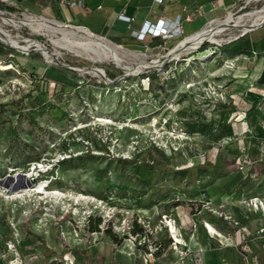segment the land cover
<instances>
[{
    "label": "rangeland",
    "instance_id": "rangeland-1",
    "mask_svg": "<svg viewBox=\"0 0 264 264\" xmlns=\"http://www.w3.org/2000/svg\"><path fill=\"white\" fill-rule=\"evenodd\" d=\"M263 5L210 4L184 35ZM41 16L96 33L106 18L56 0H0V264H75V250L92 264H259L264 98L248 103L251 75L225 56L242 32L227 29L219 44L204 41L168 58L190 34L119 42L109 37L125 32L117 24L100 37L121 47L122 64L155 63L127 74L60 49L57 33L23 23ZM2 32L27 48L12 47ZM140 162L156 175L142 180Z\"/></svg>",
    "mask_w": 264,
    "mask_h": 264
},
{
    "label": "crops",
    "instance_id": "crops-1",
    "mask_svg": "<svg viewBox=\"0 0 264 264\" xmlns=\"http://www.w3.org/2000/svg\"><path fill=\"white\" fill-rule=\"evenodd\" d=\"M237 1L239 0H162L156 4L154 0L153 2L151 0H111L108 6L104 7L101 1L83 0L82 11L84 14H89L91 10L104 11L106 18L102 22L104 27V32L102 33L93 32L88 30L85 25H82L89 32L102 37L109 36L107 35L109 29L115 28L117 24L124 25V33H115L109 37H116L119 42L126 39L137 41L130 38L129 32L131 29H138L144 20L151 21L150 18L152 17L157 19L164 16L173 18L178 14L182 16L188 14L191 20L185 21L182 24L185 32V25L192 21L193 15L198 14L201 10L209 9L210 4L216 6V8H228L233 6ZM173 4L178 5V10L171 9ZM128 18L132 19L129 21ZM236 40L239 43L235 42ZM230 42L229 48L225 51V56L235 61V64L242 68V70H238L237 72L242 75H251L246 81V85L248 86L245 87L244 91L250 98H246L249 104H258L264 98V23L237 38H233ZM252 51H255L256 54L253 55ZM227 89H231V87L228 86ZM262 260L264 261V259Z\"/></svg>",
    "mask_w": 264,
    "mask_h": 264
},
{
    "label": "bare ground",
    "instance_id": "bare-ground-1",
    "mask_svg": "<svg viewBox=\"0 0 264 264\" xmlns=\"http://www.w3.org/2000/svg\"><path fill=\"white\" fill-rule=\"evenodd\" d=\"M246 21H249V23H246ZM23 23L29 24L34 31L45 30L47 33H51V35L57 33L59 37L52 39V42L55 44L56 47L60 49H65L73 53L75 56H79L94 62L101 60L110 61L117 67L126 69L125 73L127 74L140 73L142 72L143 68H148L155 64V63L141 62L137 65L139 68L126 67L125 65L122 64V57L120 56L119 53V49L121 47L119 45L113 44L105 40L104 38L89 32L86 28L82 26L74 27L62 23L60 21L48 19L42 16L37 18H30L28 21ZM262 23H264V5L258 10L244 13L242 15L240 14L237 17H233L231 14H228L224 19L210 20L206 23V25H204L198 31L186 37L185 40L181 44H179L175 49L171 50L167 54V56L168 58H172V57H176L177 54H179L183 50H185V52L186 50L189 49L194 50L197 48V46H199V44H201L204 41L219 44L222 40L218 39L217 36H219V34H221L227 29L236 27L241 32H244L257 27ZM1 31L2 30H0V32ZM2 33L5 34L6 32H2ZM7 35L8 34H5V36L2 37L1 39L7 41L12 47L18 50H25L27 48V45H23L21 47L19 42L16 41L15 39L6 38ZM35 45L40 49V51L47 59V61L50 62L48 52L44 48H42L37 42H35ZM64 66L68 67V69L70 68L72 70L86 73L94 77L95 76L99 78L103 77L97 71L98 69L95 70L89 67H78V66H67V65ZM207 81L209 80L207 79ZM209 84L212 83L209 81ZM170 227H172L173 229L172 224Z\"/></svg>",
    "mask_w": 264,
    "mask_h": 264
},
{
    "label": "built area",
    "instance_id": "built-area-1",
    "mask_svg": "<svg viewBox=\"0 0 264 264\" xmlns=\"http://www.w3.org/2000/svg\"><path fill=\"white\" fill-rule=\"evenodd\" d=\"M61 6H65L68 8H73L76 6L83 7V0H57ZM162 0H154L156 3H160ZM129 21L132 18H128ZM190 15L182 16L178 14L176 17H160L155 22L150 20H144L141 26L138 29H131L129 32V36L136 40H141L144 37L157 38L161 41L183 37V22L190 21ZM252 86V85H251Z\"/></svg>",
    "mask_w": 264,
    "mask_h": 264
},
{
    "label": "trees",
    "instance_id": "trees-1",
    "mask_svg": "<svg viewBox=\"0 0 264 264\" xmlns=\"http://www.w3.org/2000/svg\"><path fill=\"white\" fill-rule=\"evenodd\" d=\"M57 1V0H56ZM131 38V37H130ZM235 42H238V40H236ZM231 42H229V44H230ZM239 43V42H238ZM228 44V45H229ZM229 48V47H228ZM227 48V49H228ZM226 49V50H227ZM225 50V51H226ZM252 54L253 55H255L256 54V52L255 51H252ZM126 159H132V157H130V158H126ZM126 161V160H125ZM128 161V160H127ZM230 164H232V163H230ZM230 164H228V162H223V163H221V162H216V163H214V166L215 167H221V168H225V167H227V165H230ZM152 165V163H145V162H140L138 165H137V167H136V174L138 175V176H141V178H142V180H147V179H149V178H151L152 176H155L156 175V171H155V169L151 166ZM53 178L50 180V182L49 183H51V182H53ZM112 180V179H111ZM115 182V181H114ZM115 184H117V185H120V186H122V185H125V184H122V183H118V182H115ZM147 186H148V184H146ZM127 186V185H126ZM132 188V187H131ZM132 189H135V190H137V191H140V189H144V188H135V187H133ZM136 223H134V226L135 227H133V231H136V225H135ZM45 250L46 251H44L45 252V254H46V260L48 259L49 260V254H50V251H48L46 248H45ZM45 256V255H44ZM92 259V258H91ZM91 259H88L87 260V258H86V256H84L83 255V251H80V250H75V252L73 253V263H75V264H78V263H80L81 261H85V263L86 264H92L93 263V259L91 260ZM98 264H100V261H98ZM110 264H113V263H110ZM259 264H264V261L263 260H261L260 262H259Z\"/></svg>",
    "mask_w": 264,
    "mask_h": 264
},
{
    "label": "water",
    "instance_id": "water-1",
    "mask_svg": "<svg viewBox=\"0 0 264 264\" xmlns=\"http://www.w3.org/2000/svg\"><path fill=\"white\" fill-rule=\"evenodd\" d=\"M263 24V23H262ZM262 24H260V25H262ZM259 25V26H260ZM258 27V26H257ZM256 28V27H255ZM254 29V28H253ZM252 30V29H251ZM248 31H250V30H248ZM248 31H244V32H242V33H240L239 35H237L235 38H237L238 36H240V35H243V34H245L246 32H248ZM70 69V68H69Z\"/></svg>",
    "mask_w": 264,
    "mask_h": 264
}]
</instances>
